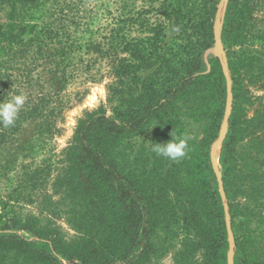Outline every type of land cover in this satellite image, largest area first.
Instances as JSON below:
<instances>
[{
  "label": "trees",
  "instance_id": "16d2710c",
  "mask_svg": "<svg viewBox=\"0 0 264 264\" xmlns=\"http://www.w3.org/2000/svg\"><path fill=\"white\" fill-rule=\"evenodd\" d=\"M221 2L223 57L207 54ZM258 8L264 0H0V100L28 94L15 125H0V264H153L168 253L229 264L231 243L235 264H264V109L248 113V86L264 87ZM103 73L111 114L78 119L52 181L67 238L8 207L50 175L42 151L68 87ZM172 131L192 137L178 161L150 150Z\"/></svg>",
  "mask_w": 264,
  "mask_h": 264
},
{
  "label": "rangeland",
  "instance_id": "374dc122",
  "mask_svg": "<svg viewBox=\"0 0 264 264\" xmlns=\"http://www.w3.org/2000/svg\"><path fill=\"white\" fill-rule=\"evenodd\" d=\"M223 2L219 4V12L217 14L214 29L216 34V42L214 47L208 51L207 54H213L223 57L224 51L221 47L219 40V28L221 8ZM255 20L252 32L259 36V32L264 30V11L258 8L255 13ZM256 36L252 38L254 42L253 48L264 51V40ZM264 53V52H263ZM111 82V76L107 73H103L97 80L85 81L82 83H74L68 87L65 92L66 107L62 113L61 118L57 122L58 131L48 140L45 145L42 155L49 159L52 164L51 172L48 177L33 191L31 197H26L20 202H15L12 207H8V210L12 213V210L19 214H34L38 215L43 221H52L59 226L63 234L70 238L74 235L73 229L66 222L64 214V205L60 203L59 195L52 194V181L57 173L59 167L58 158H60L62 150L70 143V139L73 134L74 127L79 118H81L85 112L92 111L99 106L106 108L107 113L111 114L110 103L108 102L107 86ZM250 94L252 95L253 104L248 105V113H253L255 109H264V87H261L258 83L250 84L248 86ZM216 148H219L216 152ZM214 150L215 164H218L220 145H217ZM6 183L0 185V188H4ZM4 192V191H3ZM47 192L51 194L52 204L44 207L41 203L40 194ZM2 194H5L2 193ZM1 208V207H0ZM229 263L235 264L234 253L229 254ZM153 264H174L172 260V253H168L161 260Z\"/></svg>",
  "mask_w": 264,
  "mask_h": 264
},
{
  "label": "clouds",
  "instance_id": "9594fccd",
  "mask_svg": "<svg viewBox=\"0 0 264 264\" xmlns=\"http://www.w3.org/2000/svg\"><path fill=\"white\" fill-rule=\"evenodd\" d=\"M27 100L28 94L22 90L13 93L6 100H0V125L4 128L14 126ZM170 135L172 138L166 143L150 144V150L157 156L178 161L187 155L188 142L192 137L188 134L177 135L174 131Z\"/></svg>",
  "mask_w": 264,
  "mask_h": 264
},
{
  "label": "water",
  "instance_id": "95a60500",
  "mask_svg": "<svg viewBox=\"0 0 264 264\" xmlns=\"http://www.w3.org/2000/svg\"><path fill=\"white\" fill-rule=\"evenodd\" d=\"M228 105H229V102H228ZM228 109H229V107H228ZM225 130H226V126L224 125L220 137L217 139V141L215 142V144H214V146H213V148H212V160H213V163H214L215 168H216L217 165L215 164L214 150H215V148H216L217 145H220V144H221V141H222V138H223V136H224ZM216 170H217V169H216ZM218 178H219V180H220V176H219V174H218ZM230 240H231V242H232V238H230ZM230 253H233V244H232V243H231V249H230L229 254H230ZM229 260H230V259H229ZM229 264H230V263H229Z\"/></svg>",
  "mask_w": 264,
  "mask_h": 264
},
{
  "label": "bare ground",
  "instance_id": "6f19581e",
  "mask_svg": "<svg viewBox=\"0 0 264 264\" xmlns=\"http://www.w3.org/2000/svg\"><path fill=\"white\" fill-rule=\"evenodd\" d=\"M217 150H219V148H216V152H215V154L217 153Z\"/></svg>",
  "mask_w": 264,
  "mask_h": 264
}]
</instances>
